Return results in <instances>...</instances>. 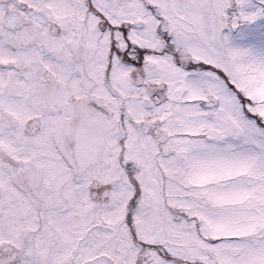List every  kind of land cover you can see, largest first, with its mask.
<instances>
[{
    "label": "snow or ice",
    "instance_id": "snow-or-ice-1",
    "mask_svg": "<svg viewBox=\"0 0 264 264\" xmlns=\"http://www.w3.org/2000/svg\"><path fill=\"white\" fill-rule=\"evenodd\" d=\"M0 264H264V0H0Z\"/></svg>",
    "mask_w": 264,
    "mask_h": 264
}]
</instances>
